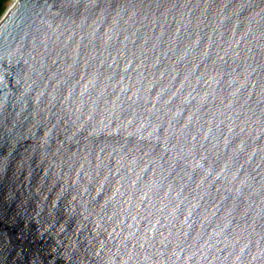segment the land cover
<instances>
[{"label":"water","instance_id":"obj_1","mask_svg":"<svg viewBox=\"0 0 264 264\" xmlns=\"http://www.w3.org/2000/svg\"><path fill=\"white\" fill-rule=\"evenodd\" d=\"M0 264H264V0H12Z\"/></svg>","mask_w":264,"mask_h":264},{"label":"trees","instance_id":"obj_2","mask_svg":"<svg viewBox=\"0 0 264 264\" xmlns=\"http://www.w3.org/2000/svg\"><path fill=\"white\" fill-rule=\"evenodd\" d=\"M12 0H0V17L4 13L8 3H10Z\"/></svg>","mask_w":264,"mask_h":264},{"label":"rangeland","instance_id":"obj_3","mask_svg":"<svg viewBox=\"0 0 264 264\" xmlns=\"http://www.w3.org/2000/svg\"><path fill=\"white\" fill-rule=\"evenodd\" d=\"M9 4H10V3H8V5H9ZM8 5H7V7H8ZM7 7H6V9H7ZM6 9H5V10H6ZM1 16H2V15H1Z\"/></svg>","mask_w":264,"mask_h":264}]
</instances>
